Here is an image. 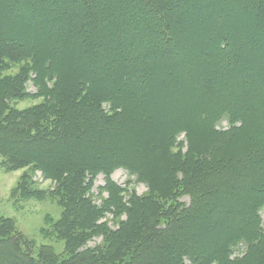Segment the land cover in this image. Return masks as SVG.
<instances>
[{
	"label": "trees",
	"instance_id": "obj_1",
	"mask_svg": "<svg viewBox=\"0 0 264 264\" xmlns=\"http://www.w3.org/2000/svg\"><path fill=\"white\" fill-rule=\"evenodd\" d=\"M260 26L258 0H0V155L56 179L63 239L35 249L0 220V264H264V90L248 87L264 77ZM207 85L215 96L188 116ZM120 168L150 192L126 196L108 178Z\"/></svg>",
	"mask_w": 264,
	"mask_h": 264
},
{
	"label": "rangeland",
	"instance_id": "obj_2",
	"mask_svg": "<svg viewBox=\"0 0 264 264\" xmlns=\"http://www.w3.org/2000/svg\"><path fill=\"white\" fill-rule=\"evenodd\" d=\"M258 0V3L264 6V0ZM254 26L247 25L244 30L246 31L245 34L248 32H252V34H255L256 31ZM231 28L227 29L229 31ZM224 31V29H222ZM259 31L264 34V26L259 27ZM234 32V31H232ZM231 34H235L236 32ZM240 32V30L238 31ZM237 32V33H238ZM220 33V32H218ZM220 34H226L224 32H221ZM250 35V34H249ZM204 36V35H202ZM241 35H238V40L241 38ZM237 43L239 47H241V52H244L246 49V41L240 40ZM259 45V42H256ZM264 43V42H263ZM256 44V45H257ZM264 50V45L260 46L259 51L255 52V57H257L260 61V55L259 53ZM203 53L209 57L211 56V52L208 50L203 49ZM204 56V57H206ZM256 61V60H254ZM255 64V63H254ZM177 65H173V69L176 68ZM177 69V68H176ZM203 76L210 77V75H205L203 72ZM186 79V75L181 72V70L177 71L176 73H173L172 80H176L178 82H183ZM201 79V78H199ZM162 82L159 79L154 80L153 82V93H156L159 87L162 86ZM200 86V87H199ZM205 86V85H203ZM250 86H255L257 88H261L264 90V77L258 78L256 82L250 83ZM201 88V84L194 85L192 88L189 87L188 90H193L194 88ZM208 87V88H207ZM204 88V87H203ZM237 88H245L244 86L237 85ZM247 88V87H246ZM28 91L35 92V88L33 85L28 83ZM209 86L207 85L205 90L203 91V95L205 96L199 98L196 102H194L193 106L191 107V112L188 116H194V110H196L200 106H205L207 104V101L213 98L215 95L212 92H209ZM217 90V89H216ZM194 98H191L192 100L196 99V95H193ZM263 100V99H261ZM41 100L38 98H30L25 99L22 101H16L13 102L14 105L18 109H25L28 107H31L32 105L38 104ZM165 103H162V107H166V99L164 100ZM159 107V114H157V118L159 121H164L167 119L169 114H166V110L168 109H162ZM163 112V114H162ZM185 110L183 109V111ZM152 116V113L149 112ZM162 122L161 124H163ZM228 127L227 121L222 120L218 125V129H226ZM179 141H183L185 139V133H180ZM4 157L0 155V220L8 221L12 220L16 226V229L26 240L32 241L31 244H33L34 248L37 249L41 245H50L55 252H61L63 251V239L61 237H54L55 235L52 234V221L57 220L60 217L61 214V206L59 203H57L56 197H53L52 192L55 190L56 186H58L56 179H47L43 175L42 171L36 164L34 165L31 163L30 165H26L21 168H10L7 169L4 165ZM113 183L116 184V186L119 189H123V192L127 196V193L136 194L138 196H143L150 192V188L145 182H140L136 180V176L130 175L125 169H116L111 176L108 177ZM104 181L105 178L103 175H97L93 182H92V189H91V195H92V201L97 205L100 206L102 199H107V193L104 189ZM23 182H25L26 187L29 188L27 192H23ZM104 186V187H103ZM34 191L37 193L43 192L45 196L43 198H39L38 196L34 195ZM23 193H28L29 195L24 196ZM128 198V197H127ZM185 204H188L189 199L188 197H185L182 199ZM125 206L130 207V202L128 200L123 201ZM133 204L131 202V208L132 211ZM129 212V210L127 211ZM126 212V213H127ZM135 212V211H134ZM125 213V214H126ZM131 214L133 213L130 212ZM122 214L120 217V220H124L126 215ZM262 226L264 228V211L260 212ZM114 216L112 215H106V220L108 222V227L111 229H115V225L113 223ZM101 242V237L94 239L93 241L89 242L87 246L93 247L96 244ZM245 247L243 248L242 245H239L235 248L234 257H241L242 253L244 252ZM35 251V250H34ZM3 254V253H0ZM4 255V254H3ZM233 257V258H234Z\"/></svg>",
	"mask_w": 264,
	"mask_h": 264
}]
</instances>
